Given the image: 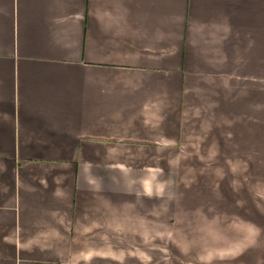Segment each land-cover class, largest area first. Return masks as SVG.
<instances>
[{
    "label": "crops",
    "instance_id": "0c3cea01",
    "mask_svg": "<svg viewBox=\"0 0 264 264\" xmlns=\"http://www.w3.org/2000/svg\"><path fill=\"white\" fill-rule=\"evenodd\" d=\"M0 264H264V0H0Z\"/></svg>",
    "mask_w": 264,
    "mask_h": 264
}]
</instances>
